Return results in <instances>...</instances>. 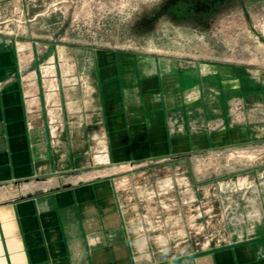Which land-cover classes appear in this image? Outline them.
<instances>
[{"label": "crops", "instance_id": "crops-1", "mask_svg": "<svg viewBox=\"0 0 264 264\" xmlns=\"http://www.w3.org/2000/svg\"><path fill=\"white\" fill-rule=\"evenodd\" d=\"M75 54L88 86L62 89L64 125L52 139L40 80L30 114L23 77L5 79L17 61L20 70L21 53L0 50V264H264V222L223 246L162 250L148 229L129 225L116 180L76 173L91 166L98 136L124 167L251 142L259 130L231 104H261L264 115V79L219 63L87 46ZM34 179L48 188L25 196L9 188Z\"/></svg>", "mask_w": 264, "mask_h": 264}, {"label": "rangeland", "instance_id": "rangeland-1", "mask_svg": "<svg viewBox=\"0 0 264 264\" xmlns=\"http://www.w3.org/2000/svg\"><path fill=\"white\" fill-rule=\"evenodd\" d=\"M0 39V50L21 53L20 70L17 61L5 79L23 77L30 114L39 98L32 83L40 80L52 139L64 125L62 89L88 86L76 69L75 49L83 46L232 65L249 80L264 79V0H9L0 3ZM243 103L237 98L231 111L259 130L251 142L124 167L98 136L91 166L76 173L116 180L129 225L148 229L159 249L244 239L264 222V115L261 104ZM48 186L34 179L9 188L25 196Z\"/></svg>", "mask_w": 264, "mask_h": 264}]
</instances>
